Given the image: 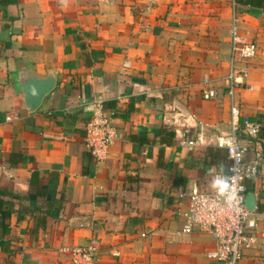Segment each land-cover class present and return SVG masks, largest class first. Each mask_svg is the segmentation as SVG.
<instances>
[{
    "label": "crops",
    "instance_id": "1",
    "mask_svg": "<svg viewBox=\"0 0 264 264\" xmlns=\"http://www.w3.org/2000/svg\"><path fill=\"white\" fill-rule=\"evenodd\" d=\"M234 2L237 5H234ZM258 43L235 92L240 120L264 119V7L238 0H0V264H72L63 245L100 241L96 264H223L215 238L181 232L193 187L231 128V23ZM150 29L133 35L139 26ZM55 75L38 109L25 104L24 75ZM217 90L205 97L207 85ZM97 102L116 110L119 138L99 160L85 140ZM12 115L11 119L8 116ZM207 124L193 149L178 132ZM247 158L246 204L264 230V132ZM185 193V195H182ZM145 233V235H142ZM119 251V255H114ZM242 264H264V238Z\"/></svg>",
    "mask_w": 264,
    "mask_h": 264
},
{
    "label": "built area",
    "instance_id": "2",
    "mask_svg": "<svg viewBox=\"0 0 264 264\" xmlns=\"http://www.w3.org/2000/svg\"><path fill=\"white\" fill-rule=\"evenodd\" d=\"M234 5H237L234 2ZM149 24L142 23L133 32V35L148 31ZM231 50L230 67L226 80L228 93L231 97V128L228 132L217 135L215 144L226 150L228 165L227 173L231 174L233 165L237 162L233 154L239 156V177L238 184L243 189L242 208L243 211L235 220H224L221 218L202 217L200 214V202L205 195H210L209 190L193 187L188 193L189 205L183 213L185 223L181 230L183 233L192 232L199 228L209 232L216 240V247L208 252V257L223 264H242L244 251L259 238H264V230L258 229V218L254 212L250 211L246 204V179L255 177L258 172L256 161L247 158L249 145L242 138V133L249 136V144H259V134L264 128V119L251 120L245 118L243 123L240 120V108L235 100L236 89L244 84L248 76V61L258 54L259 46L254 40L248 39L241 34L238 25V14L234 11L233 20L230 28ZM203 82L207 85L204 89L205 97L211 98L217 95V90L209 79L205 76ZM93 114L85 124V140L91 153L101 160L108 154L110 146L119 138V130L114 123L116 110L106 109L101 102H97L92 108ZM12 115L8 116L11 119ZM195 135H191L189 128L178 132V142L193 149L197 145L207 143L208 128L207 124L199 122ZM185 195V193H182ZM145 235V233H142ZM59 252L69 258L72 264H96L101 256L100 241L92 238L87 246L63 245ZM114 255H119V251H114Z\"/></svg>",
    "mask_w": 264,
    "mask_h": 264
},
{
    "label": "clouds",
    "instance_id": "3",
    "mask_svg": "<svg viewBox=\"0 0 264 264\" xmlns=\"http://www.w3.org/2000/svg\"><path fill=\"white\" fill-rule=\"evenodd\" d=\"M236 160L231 174L225 171L223 163L209 169V192L200 202V214L202 217L221 218L235 220L242 213L243 189L238 184L239 156L233 154Z\"/></svg>",
    "mask_w": 264,
    "mask_h": 264
},
{
    "label": "water",
    "instance_id": "4",
    "mask_svg": "<svg viewBox=\"0 0 264 264\" xmlns=\"http://www.w3.org/2000/svg\"><path fill=\"white\" fill-rule=\"evenodd\" d=\"M24 100L30 111L39 108L44 97L56 84L55 75L40 76L38 74L24 75L22 78Z\"/></svg>",
    "mask_w": 264,
    "mask_h": 264
},
{
    "label": "trees",
    "instance_id": "5",
    "mask_svg": "<svg viewBox=\"0 0 264 264\" xmlns=\"http://www.w3.org/2000/svg\"><path fill=\"white\" fill-rule=\"evenodd\" d=\"M242 3H246L249 5H257V6H263L264 7V0H238ZM261 132H264V128L261 130Z\"/></svg>",
    "mask_w": 264,
    "mask_h": 264
}]
</instances>
